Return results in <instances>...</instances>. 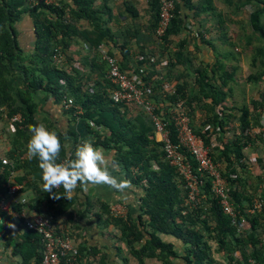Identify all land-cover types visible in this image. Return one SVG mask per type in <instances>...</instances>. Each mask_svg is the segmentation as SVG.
Returning a JSON list of instances; mask_svg holds the SVG:
<instances>
[{"label": "trees", "instance_id": "1", "mask_svg": "<svg viewBox=\"0 0 264 264\" xmlns=\"http://www.w3.org/2000/svg\"><path fill=\"white\" fill-rule=\"evenodd\" d=\"M99 1L56 0L50 4L31 5L27 0H0V145H6L0 151V199L6 196L10 186L18 185L17 197L25 198L26 202L16 205V210L31 216L51 217L55 231L68 235L77 246V256L66 264H109L104 252L78 245L74 240L82 229L79 223L89 220L90 216L102 227L112 224L118 232L113 235V240L121 243L116 247L117 252L120 256L128 253L139 264L145 260L159 264H264V141L251 134L252 129L260 127L264 120V0H218L224 7L219 11L214 0H201L198 4L196 0H168L173 9L169 25L161 35H157L161 0H145L146 22L139 18L140 11L136 6L125 3V13L134 21L126 33L128 38L121 45L123 59H131L130 43L137 35H148L150 46L134 53L136 64L131 71L117 63L119 69L129 78L142 77L145 95L158 107L155 114L169 129L173 142L176 138L172 114L179 108L178 104H182L191 130L209 149L218 172L227 182L229 201L237 212L234 221L223 214L217 200L211 197L208 179L200 191L207 199L195 207L185 204L183 180L165 159L151 117L138 105L115 104L110 99L114 87L107 78L108 66L101 54L90 64L84 59L82 66L85 69L89 64L88 74L76 69L75 61L69 59L68 49L78 36L96 52L106 41L112 40L114 34L107 26L108 20H104L103 11L107 6L98 4ZM247 8H250L248 25L240 28L244 40L241 49L251 48L256 58L261 56L260 71L249 78H255L262 90L257 99L238 104L231 99L233 74H222L218 69L220 64L215 66L212 77L202 67L192 69L186 49L188 41L176 43L173 37L185 32H188L187 37L194 36L187 28L186 11L198 20L200 28L194 37L210 45V40L205 37L220 31L225 18L237 17ZM25 14L34 24L36 43L34 51L24 55L17 43L14 24ZM201 17H204V27L199 21ZM83 20L91 24V31H78L77 24ZM248 26L250 33H247ZM232 36L233 31L229 29L219 37H226L232 53H242ZM16 64L21 73L22 90L14 94L10 91L9 81ZM180 66L185 68L186 78L190 81L184 80L183 73L175 74V69ZM189 70L192 74H188ZM213 75H218L215 77L222 81L219 85L212 83L216 80ZM38 91L49 93L61 105L63 101L69 104L65 113L74 119L76 107H79L82 110L79 120L86 123L95 137L93 147L114 151L115 163L121 170L138 184L145 181L144 203L136 218H115L110 214L109 206H98L87 197L81 200L78 189L74 190L70 200L62 186L46 192L38 158L30 159L27 155L26 145L31 138L29 125L43 124L58 134L62 144L58 163L71 158L63 146L65 136L37 117L33 94ZM196 111L204 112L199 126L195 123ZM16 116L19 120L12 121ZM90 121L95 127L89 125ZM225 133L229 135L225 136ZM256 143H261L263 150L251 165L245 148L249 145L254 148ZM184 154L192 162L190 156ZM2 159H6L7 164H2ZM251 168L256 170L255 175ZM133 169L136 171L131 174ZM251 178L255 179L252 183L256 186L250 183ZM255 199L261 201V209L248 213ZM0 219L6 225L15 226H7L3 233L7 243L13 242L14 237L19 241H15L13 253L21 256L23 264L26 261L40 264L41 238L24 227L23 218H10L0 213ZM68 223L73 232L68 229ZM165 236L180 241L181 251L174 249L173 243L163 241Z\"/></svg>", "mask_w": 264, "mask_h": 264}, {"label": "crops", "instance_id": "2", "mask_svg": "<svg viewBox=\"0 0 264 264\" xmlns=\"http://www.w3.org/2000/svg\"><path fill=\"white\" fill-rule=\"evenodd\" d=\"M29 0H27L28 2ZM36 5L38 3H53L56 0H35ZM201 0H196V4H198ZM215 1V8L219 11L224 9V7L219 3V1ZM127 2L132 3L136 8L140 11V19L143 22H146V16L143 14L145 12V0H100L98 4L102 3V6H107L103 11L105 13L104 20H108L107 26L112 30L114 36L111 41H106L104 43L105 46L100 47L106 50L112 57L120 63V66H123L127 71H131L132 66L136 64L134 53L138 54L140 50H146V47H149L150 44L148 43V35H137L136 39L130 43V60H125L121 54V45L124 44L123 41L128 38L126 34L129 31V27L132 25L133 21L129 14L126 12V4ZM194 2V3H195ZM210 9V8H209ZM213 13L211 10H209ZM228 11V10H225ZM188 16L186 18L187 28L188 31L192 35L195 36L196 31L199 30L198 20H196L189 12H184ZM229 14V12H228ZM241 14L237 17L231 16L233 20H228L225 18V23L222 25L221 30L217 31L216 34H209L205 38L206 40H210V45L201 43L198 41L197 38L187 37L188 32L180 36L173 37V41L176 43L186 39L187 43V51L189 53L188 58L190 59V66L192 69L197 67H202L203 69L208 71V74L212 77V71L216 70L215 66L219 65V62L224 60V64H220L221 73H229L233 74L232 86L234 88L233 98L232 100L238 102V104L249 103L251 99L255 100L259 97V93L262 90V86L256 83L255 78H249L251 74H254L256 71H260L261 66V56L258 58L255 57V53H252L251 48L250 50L243 51L241 49L242 45L244 44L243 35L240 32V28L242 23L245 21L242 20ZM203 16V15H202ZM202 18V19H201ZM199 18V21L203 24V18ZM241 20V21H240ZM212 22V21H210ZM205 25L203 24V27ZM77 28L79 32L82 31H91L92 26L91 24L86 21H80L77 24ZM14 29L17 34V43L20 49L22 50L23 54L32 53L35 49L36 43V36H35V29L34 24L32 22L31 17L28 14H25L21 17V19L14 24ZM229 29L233 31V42L236 45H239V51H243L239 53L238 51L231 52V48L227 46V42L225 41L226 37H219L221 33L228 32ZM256 42H254L255 44ZM149 44V45H148ZM89 44L84 41L81 37H76L75 40L71 43L68 49L69 59L75 61L74 67L79 71H83L84 73L88 74L90 71V61L96 60V58L100 57L99 51H95L93 48H89ZM123 46V45H122ZM148 49V48H147ZM133 57H132V56ZM256 58V61L254 60ZM84 59H87L86 63H89L85 69L82 66ZM129 59V58H128ZM121 60H123V64L121 65ZM192 70L188 71V74L191 73ZM175 74L181 75L184 74V80L190 81V79L186 78V71L183 67H177L175 69ZM12 76L9 81L10 91L12 93H17L18 90H22V81H21V73L17 70V64L15 65V69L11 72ZM214 76V75H213ZM218 76V75H215ZM212 83L215 85H219L222 81L220 78L215 77ZM252 81V82H250ZM227 89L224 88V91ZM33 100L37 106V117L38 119L44 123L46 126H51L54 129L58 130L65 136V145L66 150L68 152V157L75 159V147L76 142L81 143L85 139L94 140V135L90 134V130L87 128L86 123L81 122L80 120L74 119L73 116L65 113L63 106L58 103L49 93L45 91H38L33 94ZM228 100V99H227ZM163 104V103H162ZM204 112L196 111L195 116V123L196 126H199L200 120L202 118ZM225 113H229L228 111ZM237 125V122L236 124ZM258 128V127H254ZM229 133H225V136H228ZM157 140V138H156ZM79 141V142H78ZM158 141V140H157ZM253 147V146H252ZM251 145L245 148V154L247 159L252 158L256 159L259 158L260 151L263 150V146L261 143H256L255 147L252 148ZM6 145H0V151L5 149ZM105 156L107 157V167L112 172V174L118 178H124L130 181V187L125 190V193L121 194L119 192H115L114 190L110 189L108 186L101 185V186H92L87 184H80L76 190H79V197L81 200H84L85 197L89 198L92 203L105 206H113L121 204L126 209V215L124 218L129 216V218H136L141 213V208L143 207L144 203V191L143 183L138 184L134 181V178L130 176V174L126 173L124 170L120 169V166L115 163V153L114 151L103 150ZM264 155V153H263ZM251 165L254 164L252 161H248ZM246 164H248L246 162ZM253 175L256 174V170L251 168ZM136 170H132L131 174H134ZM254 180L250 183L253 184ZM253 182V183H252ZM254 185V184H253ZM256 186V185H254ZM259 189V188H258ZM19 198V197H18ZM28 218H31V215L27 214ZM1 220V219H0ZM3 221V220H2ZM81 226V231L79 232V236L74 238L75 242L79 244H83L86 247H95L98 251L104 252L106 254L107 260L109 264H139L137 259L123 253L122 256L119 252H117V248L121 245L119 240H113V235L117 234V230L109 224L107 227H103L102 225L99 226L97 224L95 218L89 217L87 221H81L79 223ZM71 225L68 223V229L73 232ZM7 225L4 222L3 225H0V264H23L21 256L13 253V248L15 247V241H18L15 237L13 238V242H6V239L3 237V233H5ZM101 230V231H100ZM74 236V235H73ZM162 240L171 242L175 245L176 250L181 251V247H183L180 241H176L172 237H163ZM19 242V241H18ZM76 244V245H77ZM27 248V247H26ZM125 259V260H124ZM90 262L93 261L92 256L89 257ZM28 261H26V264ZM85 262V261H83ZM31 264H34L33 261ZM143 264H159L157 262H151L150 260H145Z\"/></svg>", "mask_w": 264, "mask_h": 264}, {"label": "built area", "instance_id": "3", "mask_svg": "<svg viewBox=\"0 0 264 264\" xmlns=\"http://www.w3.org/2000/svg\"><path fill=\"white\" fill-rule=\"evenodd\" d=\"M28 3L36 5L35 0H29ZM172 9L173 4L171 1L161 0V18L157 28V35H161L169 25ZM99 53L108 66L107 78L114 87L110 92L112 102L115 104L138 105L153 120L156 138L162 144L165 159L177 170L178 175L183 180V188L186 192L185 204L195 207L207 199L200 191L204 188L205 179H208L211 197L217 200L223 214L234 221L237 212L229 201L227 182L218 172L210 156L209 149L205 146L202 139L191 130L189 118L182 108V104L179 103V108L172 114L176 138V142H173L169 129L165 127L161 119L155 114V110L158 107L150 102L145 95L146 89L142 77L138 75L129 78V76L120 71L117 61L113 57L108 56L106 50L100 48ZM57 57L59 58V56ZM150 61L154 62V59ZM60 83L63 84V81H60ZM62 105L64 109L69 107V104L65 103V101L62 102ZM74 115L75 119L79 120L82 110L76 107ZM18 120L19 116H16L12 121ZM89 125L95 127L91 121ZM251 134L260 136L264 141V120L260 127L252 129ZM184 153L190 156L192 162L185 158ZM248 161L254 162L255 158H249ZM1 162L2 164H7L6 159H2ZM19 189L18 185L9 187L6 196L0 199V213L10 218H23L25 220L24 227L41 238L42 259L40 264H66L73 261L78 254L77 246L74 245L75 243L68 235L58 234L55 231V225L51 217L38 214L28 218L25 211H18L14 208L16 205H24L26 202L25 198L19 199L17 197ZM260 209L261 201L255 199L252 207L248 209V213L252 214ZM110 214L115 218H124L126 209L121 204L113 205L110 207Z\"/></svg>", "mask_w": 264, "mask_h": 264}, {"label": "clouds", "instance_id": "4", "mask_svg": "<svg viewBox=\"0 0 264 264\" xmlns=\"http://www.w3.org/2000/svg\"><path fill=\"white\" fill-rule=\"evenodd\" d=\"M29 132L31 138L26 145L27 155L30 159L38 158L46 192L50 193L53 189L62 186L70 200L80 184L105 185L121 194L130 187V181L112 174L107 167V157L103 149L93 147L91 139H85L76 145L75 159L58 163L62 148L58 134L49 131L43 124L29 125ZM63 146L68 147V145ZM3 224L4 221L0 220V225ZM7 226L15 227L11 224Z\"/></svg>", "mask_w": 264, "mask_h": 264}, {"label": "rangeland", "instance_id": "5", "mask_svg": "<svg viewBox=\"0 0 264 264\" xmlns=\"http://www.w3.org/2000/svg\"><path fill=\"white\" fill-rule=\"evenodd\" d=\"M249 13H250V8H247L246 11L240 15L241 18H242V20L245 21V22L242 23V24H244V25L247 24V25H248V16H249L248 14H249ZM240 21H241V20H240ZM250 31H251V29H250V27L248 26V27H247V33H250ZM223 62H224V60L220 61L219 64H222V65H223V64H224ZM121 130H122V129H121ZM99 226H100V225H99ZM101 229H104V228L101 227ZM100 231H101V230H100Z\"/></svg>", "mask_w": 264, "mask_h": 264}]
</instances>
